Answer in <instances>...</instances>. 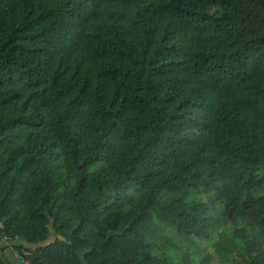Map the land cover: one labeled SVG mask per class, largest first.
<instances>
[{"label":"trees","instance_id":"1","mask_svg":"<svg viewBox=\"0 0 264 264\" xmlns=\"http://www.w3.org/2000/svg\"><path fill=\"white\" fill-rule=\"evenodd\" d=\"M0 222L29 264H264V0H0Z\"/></svg>","mask_w":264,"mask_h":264},{"label":"crops","instance_id":"2","mask_svg":"<svg viewBox=\"0 0 264 264\" xmlns=\"http://www.w3.org/2000/svg\"><path fill=\"white\" fill-rule=\"evenodd\" d=\"M9 243L11 242H7L4 236L0 234V257L5 260V264H24V262L14 256Z\"/></svg>","mask_w":264,"mask_h":264},{"label":"built area","instance_id":"3","mask_svg":"<svg viewBox=\"0 0 264 264\" xmlns=\"http://www.w3.org/2000/svg\"><path fill=\"white\" fill-rule=\"evenodd\" d=\"M0 229H2V224H1V222H0ZM3 236H4V235H3ZM4 239H5V237H4ZM5 240H6V239H5ZM13 254H14L15 257L19 258L22 262H24V264H29V262H28L27 260L22 259V257H21L17 252H14V251H13Z\"/></svg>","mask_w":264,"mask_h":264},{"label":"rangeland","instance_id":"4","mask_svg":"<svg viewBox=\"0 0 264 264\" xmlns=\"http://www.w3.org/2000/svg\"><path fill=\"white\" fill-rule=\"evenodd\" d=\"M199 197L201 199H204L205 198V196L203 194L199 195ZM201 244L206 245V246L208 245V248H210L211 245H212L211 242H204V241Z\"/></svg>","mask_w":264,"mask_h":264}]
</instances>
